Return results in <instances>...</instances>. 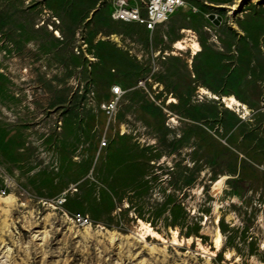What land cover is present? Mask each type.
I'll list each match as a JSON object with an SVG mask.
<instances>
[{
  "label": "rangeland",
  "instance_id": "obj_1",
  "mask_svg": "<svg viewBox=\"0 0 264 264\" xmlns=\"http://www.w3.org/2000/svg\"><path fill=\"white\" fill-rule=\"evenodd\" d=\"M112 12L0 0V264H264V0Z\"/></svg>",
  "mask_w": 264,
  "mask_h": 264
},
{
  "label": "built area",
  "instance_id": "obj_2",
  "mask_svg": "<svg viewBox=\"0 0 264 264\" xmlns=\"http://www.w3.org/2000/svg\"><path fill=\"white\" fill-rule=\"evenodd\" d=\"M183 6H185V0H147L143 4L130 3L129 0H113L112 18L125 23H138L147 30L153 31ZM121 92V87L113 88L115 95H119ZM111 108H113L112 105ZM65 202L64 196L55 201L59 207L63 206ZM72 220L78 226H86L90 223L89 218L83 214H74Z\"/></svg>",
  "mask_w": 264,
  "mask_h": 264
},
{
  "label": "bare ground",
  "instance_id": "obj_3",
  "mask_svg": "<svg viewBox=\"0 0 264 264\" xmlns=\"http://www.w3.org/2000/svg\"><path fill=\"white\" fill-rule=\"evenodd\" d=\"M184 33H190V31L184 30ZM57 34L59 35V33H57ZM174 48L177 50H180V51H185L187 49H191V50H193L194 54L198 53L201 50L199 43L193 39L188 38V37L186 39H183L182 41H178L175 44ZM200 91L202 94L210 95L213 98H217V96L215 94H210V92L208 90H206L205 88H200ZM223 102L226 104L227 108H236V107L240 108L241 107L245 111L247 110L246 106L243 103H241L234 95L223 96ZM10 198H11V196L7 197L6 199L8 200ZM139 223H140L141 230L144 232L142 234V236L148 235V236H152L154 238L161 239L160 234L155 232L154 229H152L151 225H149L148 223H144L141 220ZM174 234H175V237H174L173 241L178 243L179 241L176 237L177 232H175ZM39 240H41V239H39ZM191 240H192V238H189V239H187V242L188 241L190 242ZM221 242H222V236H221L220 231H218L216 238H215V246L217 249L220 248ZM263 249H264V246H263Z\"/></svg>",
  "mask_w": 264,
  "mask_h": 264
}]
</instances>
